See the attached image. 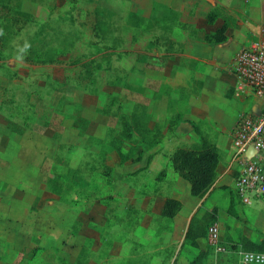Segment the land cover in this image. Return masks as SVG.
<instances>
[{
	"label": "rangeland",
	"instance_id": "rangeland-1",
	"mask_svg": "<svg viewBox=\"0 0 264 264\" xmlns=\"http://www.w3.org/2000/svg\"><path fill=\"white\" fill-rule=\"evenodd\" d=\"M248 1L214 0L199 15V0L156 11L155 0H0V264H181L179 241L153 246L170 228L160 209L171 189L151 160L175 144L141 142L124 121L147 107L151 44L179 49L174 28L191 31L208 13L243 36L264 14V0ZM53 51L52 62L24 58ZM236 204L264 211L263 200ZM211 213L198 204L189 224L207 237ZM229 226L236 236L242 223Z\"/></svg>",
	"mask_w": 264,
	"mask_h": 264
},
{
	"label": "crops",
	"instance_id": "crops-1",
	"mask_svg": "<svg viewBox=\"0 0 264 264\" xmlns=\"http://www.w3.org/2000/svg\"><path fill=\"white\" fill-rule=\"evenodd\" d=\"M232 1L231 6L234 7L237 0ZM159 2L160 0H155V8L151 5L150 9L156 11V7L163 8L170 4V0H163L164 4ZM199 2V15L204 14L202 9L205 11L208 5L214 4V0H199ZM231 6H228L230 10H232ZM255 19L256 23H251L253 28L250 27L243 36H239L240 30L238 35H232L231 28L228 27L225 30V40L219 42L207 41L204 38L205 33H213L222 25V20L219 18L213 19L211 23L204 19L199 25L195 24L191 31L187 28L175 27L172 41L168 44L179 43V49L175 51L167 47L160 49L161 45L154 42L147 51L149 57L145 70H147L148 85L145 89L148 101L146 109L139 104L138 110L141 108L146 110L148 133L151 135L152 131L156 130V140L152 145L165 140L173 142L175 146L198 142L203 131L202 126L208 124L212 128V140L219 150L215 180L202 197L189 195L191 194L189 181L174 171L169 159L170 152L166 156L158 151L151 160L154 171L161 166L159 171L163 172V178L170 184L171 193L167 196L176 197L181 201L180 209L172 217L165 216L170 219V228L160 236H155L158 243L153 246L164 252L172 243L179 241L180 244L175 251L182 248L185 254L183 258L181 256V264H190L199 249L208 250L211 245L208 236L198 237V246L192 245L185 237L191 216L198 204L205 209L216 208L215 221L220 227V239L222 240L225 233L230 244L238 241L242 234L254 237L257 233H264V211L255 205L244 206V211L238 212L236 210L238 204H235L237 214L244 215L246 220L228 211L231 201L230 189L234 187L239 171L237 161L232 158V130L239 116L251 112L259 105V99L248 87L241 85L233 70V61L241 48L239 46L260 32L264 14L259 11ZM255 28L258 29L253 32L252 29ZM181 60L187 63H180ZM133 82L143 83L138 80ZM174 104L177 106L174 107ZM193 120L201 122L202 126L198 130L191 125L190 121ZM140 140L148 143L146 138L141 137ZM185 201H189L190 205H186ZM229 216L232 217L231 220ZM237 220L242 226L239 230L240 234L236 231L238 235L235 236L229 232V223H235ZM148 240L152 245V241ZM207 255L214 264H240L239 248L227 247L222 251L209 252Z\"/></svg>",
	"mask_w": 264,
	"mask_h": 264
},
{
	"label": "built area",
	"instance_id": "built-area-1",
	"mask_svg": "<svg viewBox=\"0 0 264 264\" xmlns=\"http://www.w3.org/2000/svg\"><path fill=\"white\" fill-rule=\"evenodd\" d=\"M233 70L241 85L259 99L258 107L239 116L232 130V158L239 167L234 187L239 201L250 204L253 199L264 201V26L241 46ZM207 236L215 250L225 249L216 221L207 226ZM261 263L264 251L240 252V264Z\"/></svg>",
	"mask_w": 264,
	"mask_h": 264
},
{
	"label": "trees",
	"instance_id": "trees-1",
	"mask_svg": "<svg viewBox=\"0 0 264 264\" xmlns=\"http://www.w3.org/2000/svg\"><path fill=\"white\" fill-rule=\"evenodd\" d=\"M213 20L212 14H207V21ZM226 27L224 24L215 29L213 33H205L204 38L207 41H223L226 38ZM0 37H2L0 33ZM42 54L41 52L33 53L36 57H28L25 59L33 62H52L54 54ZM2 55H0V58ZM146 118V110L144 108L130 113V121H124L126 132L136 131L145 138V134L149 132L147 124L143 122ZM142 120V121H141ZM147 121V119H146ZM195 130H198L197 122L190 121ZM156 130L152 131L151 143L155 142ZM173 169L183 178L187 179L190 184V193L197 197H202L213 184L216 177V165L219 159V150L214 140L207 138L201 133L200 141L193 142L186 146H175L169 154ZM231 201L228 208L230 213H234L238 218L246 220L244 216L237 214L235 204L238 201V195L235 187H231ZM181 207V201L173 196H166L162 205L161 214L172 217ZM212 220H216V208H212ZM213 222V221H212ZM211 223V222H210ZM209 225V224H208ZM206 236L205 227H192L190 224L185 232V237L189 242L198 246L197 238ZM228 247L239 248L242 250L264 251V233H257L254 237L248 235H240L238 241L228 245ZM207 249H199L196 255L191 259L190 264H198L201 257L207 255ZM262 264V263H261ZM264 264V263H263Z\"/></svg>",
	"mask_w": 264,
	"mask_h": 264
}]
</instances>
